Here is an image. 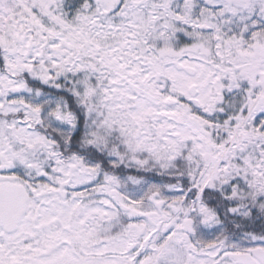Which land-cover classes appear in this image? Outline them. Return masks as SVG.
Instances as JSON below:
<instances>
[{"label":"snow or ice","instance_id":"snow-or-ice-1","mask_svg":"<svg viewBox=\"0 0 264 264\" xmlns=\"http://www.w3.org/2000/svg\"><path fill=\"white\" fill-rule=\"evenodd\" d=\"M0 264H264V0H0Z\"/></svg>","mask_w":264,"mask_h":264}]
</instances>
